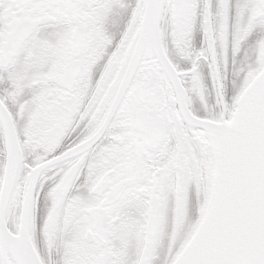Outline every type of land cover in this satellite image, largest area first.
Masks as SVG:
<instances>
[{
	"label": "snow or ice",
	"instance_id": "obj_1",
	"mask_svg": "<svg viewBox=\"0 0 264 264\" xmlns=\"http://www.w3.org/2000/svg\"><path fill=\"white\" fill-rule=\"evenodd\" d=\"M0 264H264V0H0Z\"/></svg>",
	"mask_w": 264,
	"mask_h": 264
},
{
	"label": "flooded vegetation",
	"instance_id": "obj_2",
	"mask_svg": "<svg viewBox=\"0 0 264 264\" xmlns=\"http://www.w3.org/2000/svg\"><path fill=\"white\" fill-rule=\"evenodd\" d=\"M198 41H199V36H198ZM197 47H199V42H197ZM206 71V70H205Z\"/></svg>",
	"mask_w": 264,
	"mask_h": 264
}]
</instances>
